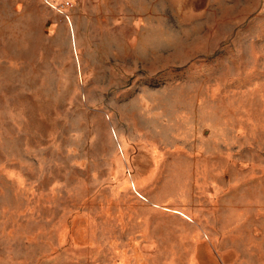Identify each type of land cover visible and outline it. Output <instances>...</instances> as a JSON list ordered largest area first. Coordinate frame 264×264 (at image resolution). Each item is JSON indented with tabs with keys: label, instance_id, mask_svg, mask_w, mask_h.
Here are the masks:
<instances>
[{
	"label": "rangeland",
	"instance_id": "obj_1",
	"mask_svg": "<svg viewBox=\"0 0 264 264\" xmlns=\"http://www.w3.org/2000/svg\"><path fill=\"white\" fill-rule=\"evenodd\" d=\"M78 6L0 0V264H264V0Z\"/></svg>",
	"mask_w": 264,
	"mask_h": 264
},
{
	"label": "built area",
	"instance_id": "obj_2",
	"mask_svg": "<svg viewBox=\"0 0 264 264\" xmlns=\"http://www.w3.org/2000/svg\"><path fill=\"white\" fill-rule=\"evenodd\" d=\"M46 5L56 12L64 15L68 14L73 8H75L80 0H42Z\"/></svg>",
	"mask_w": 264,
	"mask_h": 264
},
{
	"label": "crops",
	"instance_id": "obj_3",
	"mask_svg": "<svg viewBox=\"0 0 264 264\" xmlns=\"http://www.w3.org/2000/svg\"><path fill=\"white\" fill-rule=\"evenodd\" d=\"M81 2H82V0H80L79 4H80ZM79 4H78V5H79ZM78 5H77V6H78ZM77 6H76V7H77ZM79 8H80V6H78L76 9H79ZM73 9H75V8H73Z\"/></svg>",
	"mask_w": 264,
	"mask_h": 264
}]
</instances>
